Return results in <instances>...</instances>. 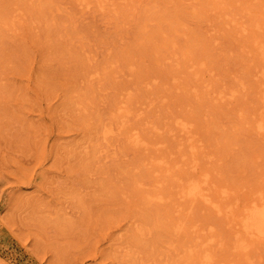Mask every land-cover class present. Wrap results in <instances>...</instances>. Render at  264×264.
<instances>
[{
  "label": "rangeland",
  "instance_id": "374dc122",
  "mask_svg": "<svg viewBox=\"0 0 264 264\" xmlns=\"http://www.w3.org/2000/svg\"><path fill=\"white\" fill-rule=\"evenodd\" d=\"M84 1L0 0V264H264V0Z\"/></svg>",
  "mask_w": 264,
  "mask_h": 264
},
{
  "label": "bare ground",
  "instance_id": "6f19581e",
  "mask_svg": "<svg viewBox=\"0 0 264 264\" xmlns=\"http://www.w3.org/2000/svg\"><path fill=\"white\" fill-rule=\"evenodd\" d=\"M100 1V0H99ZM102 1V0H101ZM100 1V2H101ZM108 0H106V2H107ZM79 2V1H78ZM83 2H85L84 0H80V4H85V5H87L88 3H83ZM98 2V1H97ZM113 2V1H112ZM111 2V3H112ZM94 3H96V2H94ZM110 3V2H109ZM97 4V3H96ZM105 4V3H104ZM108 5V4H107ZM100 6V5H99ZM104 6V5H103ZM18 7V6H17ZM83 7V6H82ZM90 7V6H89ZM98 7V6H97ZM101 9H102V7H100ZM105 8V7H104ZM103 8V9H104ZM114 8V7H113ZM15 9H17V8H15ZM14 9V10H15ZM85 9V8H84ZM109 9H111V8H109ZM116 9V8H115ZM12 12V11H11ZM16 12V11H15ZM17 13V12H16ZM15 13V14H16ZM19 15V14H18ZM11 16V15H10ZM15 16V15H14ZM13 16V17H14ZM17 18V17H16ZM13 20V19H12ZM228 20V19H227ZM230 20V19H229ZM17 21V20H16ZM230 22V21H229ZM257 22V21H256ZM263 23V22H262ZM262 25V24H261ZM260 27V26H259ZM262 27V26H261ZM263 31H264V29H262ZM249 31V30H248ZM252 32V31H251ZM255 33V32H254ZM257 33V32H256ZM263 34V33H262ZM255 38H256V36H254ZM253 40H254V38H253ZM257 42V41H256ZM259 44H260V42H258ZM256 45V44H255ZM255 45H254V48H256L255 47ZM257 49H259L258 47H257ZM264 50V49H263ZM262 50V51H263ZM254 51H256V50H254ZM260 51V50H259ZM259 51H256V52H259ZM255 54V53H254ZM257 55V54H256ZM258 56V55H257ZM260 57H262V56H259V58ZM264 57V56H263ZM260 59H263V58H260ZM264 60V59H263ZM189 62V61H188ZM188 64V63H187ZM192 64H193V62H192ZM191 64V65H192ZM258 64V63H257ZM261 64H263V63H261ZM261 64H259V65H261ZM264 65V64H263ZM262 65V66H263ZM258 66V65H257ZM187 67H190V66H188L187 65ZM187 67H185V68H187ZM255 68V67H254ZM257 68V67H256ZM259 68V67H258ZM263 68V67H262ZM195 69V68H194ZM198 69V68H197ZM258 70V69H257ZM193 71V70H192ZM257 72V71H256ZM193 73V72H192ZM254 73V72H253ZM252 73V74H253ZM257 73H259L258 74V80L260 81V85H259V92H260V94H261V102H262V104L264 105V69L263 70H259ZM254 76V75H253ZM254 81H255V79H254ZM149 82V81H148ZM257 82V81H256ZM147 83V82H146ZM150 83V82H149ZM256 85V84H255ZM257 89V88H256ZM211 91V90H210ZM214 92H215V90H213ZM237 91V90H236ZM258 92V91H257ZM217 93V92H216ZM125 94H127V93H125ZM214 94V93H213ZM259 94V95H260ZM222 95V94H221ZM236 95V94H235ZM256 95V94H255ZM258 95V96H259ZM162 96V95H161ZM217 96H219V95H217ZM223 96H225V95H223ZM258 96H256V97H258ZM212 97V96H211ZM127 98V97H126ZM161 98V97H160ZM214 98V97H213ZM120 100H122V99H120ZM158 100V99H157ZM232 100V99H231ZM233 100H235V99H233ZM255 100H257L256 98H255ZM258 100H259V98H258ZM119 101V100H118ZM159 101H161V99H159ZM226 101V100H225ZM225 101H223V103L225 102ZM230 101V100H229ZM158 102V101H157ZM260 102V103H261ZM226 103V102H225ZM227 103H228V101H227ZM151 104V103H150ZM155 104V103H154ZM230 104H231V102H230ZM259 104V103H258ZM257 104V105H258ZM141 105V104H140ZM116 106V105H115ZM147 106V105H146ZM145 106V107H146ZM153 106V105H152ZM151 106V107H152ZM137 107V106H136ZM141 107V106H140ZM255 107V106H254ZM123 108V107H122ZM126 108V107H125ZM258 108H261V106L260 107H258ZM140 109V108H139ZM142 109V108H141ZM152 109V108H151ZM254 109V108H253ZM127 111V110H126ZM136 111H138V109L136 110ZM252 111H254V110H252ZM256 111V113H257V110H255ZM254 111V112H255ZM124 112V111H123ZM135 112V111H134ZM122 113V112H121ZM262 113V112H261ZM120 114V113H119ZM132 114V113H131ZM120 116V115H119ZM126 116H128V115H126ZM130 116V115H129ZM129 116H128V118H129ZM135 116V115H134ZM141 116V115H140ZM139 116V118H141ZM260 117V116H259ZM124 118V117H123ZM144 118H147V116L145 117L144 116ZM132 119V118H131ZM255 119H257V118H255ZM125 120H127V119H125ZM148 121H150V120H148ZM185 121V120H184ZM118 122V121H117ZM188 123V122H187ZM129 124V123H128ZM127 125V124H126ZM183 125V129L184 128H186V126H185V124H182ZM114 126V125H113ZM116 126V125H115ZM128 126V125H127ZM131 126V125H130ZM137 126V125H136ZM135 126V127H136ZM176 126H178V124L176 123ZM180 126V125H179ZM119 127V126H118ZM133 126H131V128H132ZM182 127V126H181ZM258 127L260 128V129H262V130H264V119L263 118H261L260 120H259V122H258ZM114 128V127H113ZM113 128L111 127V128H108L106 131H105V133L107 134V133H109V132H112V130H113ZM179 128V127H178ZM188 128H190L189 126H188ZM130 129V128H129ZM140 129V128H139ZM175 129V128H174ZM181 129V128H180ZM182 129V130H183ZM116 130V129H115ZM185 130V129H184ZM189 130V129H188ZM114 131V130H113ZM127 131V130H126ZM130 131V130H129ZM179 131V130H178ZM181 131V130H180ZM179 131V132H180ZM192 131V133L194 132L193 130H191ZM120 132H122L121 130H120ZM120 132H119V134H120ZM185 132H186V130H185ZM124 133V132H123ZM129 133V132H128ZM141 133V132H140ZM191 133V132H190ZM190 133H188V134H190ZM192 133H191V135H192ZM196 133V132H195ZM260 133V132H259ZM113 135H115L114 133H112ZM116 134H118V133H116ZM122 134V133H121ZM131 134V133H130ZM138 134V133H137ZM136 133H134V134H132L129 138H128V140L130 141V143L131 144H133V145H136V146H139V145H143L144 144V141L137 135ZM185 134V133H184ZM183 134V135H184ZM112 135V136H113ZM196 135V134H195ZM105 136V135H104ZM109 136H110V133H109ZM122 136V135H121ZM141 136V135H140ZM172 136V135H171ZM174 136H175V133H174ZM179 136H182V135H179ZM117 137V136H116ZM125 137V136H124ZM176 137V136H175ZM196 137V136H195ZM262 137H263V135H262ZM106 138V137H105ZM107 138H108V135H107ZM123 138V137H122ZM178 138V137H177ZM183 138V137H182ZM189 138V137H188ZM124 139V138H123ZM181 139V138H180ZM191 139V138H190ZM144 140H146V139H144ZM177 140H179V139H177ZM176 140V141H177ZM192 140V139H191ZM105 141V140H104ZM108 141V140H107ZM126 141V140H125ZM199 141V140H198ZM111 142H113V141H111ZM115 142V141H114ZM151 142V141H150ZM193 142V141H192ZM106 143V142H105ZM109 143V142H108ZM197 143V142H196ZM112 144H114V143H112ZM129 144V143H128ZM146 144V143H145ZM152 144V143H151ZM189 144V143H188ZM198 144V143H197ZM109 145V144H108ZM147 145V144H146ZM107 146V145H106ZM116 146V145H115ZM195 146V145H194ZM105 147V146H104ZM137 148V147H136ZM139 148V147H138ZM142 148V147H141ZM111 150H112V147L110 148ZM157 149V148H156ZM160 149H162V148H160ZM101 150H103V149H101ZM109 150V149H108ZM107 150V151H108ZM180 150V149H179ZM110 151V150H109ZM106 152V151H105ZM159 152V151H158ZM111 153H113V152H111ZM191 153V152H190ZM104 154V153H103ZM102 154V155H103ZM160 154H162V153H160ZM159 154V155H160ZM109 154H106V156H108ZM113 155V154H112ZM192 155V154H191ZM198 155V154H197ZM108 157H110V156H108ZM113 157V156H112ZM154 157L156 158V156L154 155ZM167 159V158H166ZM162 160H163V158H162ZM157 161V163H158V160H156ZM191 161V160H190ZM156 163V162H155ZM161 165H162V163H161ZM157 167V166H156ZM155 167V168H156ZM161 167V166H160ZM164 168H167V167H164ZM163 168V169H164ZM158 170V169H157ZM200 172V171H199ZM202 173V172H201ZM204 173V172H203ZM195 178V177H194ZM197 178V177H196ZM188 180V179H187ZM184 182H185V180H183ZM175 184V183H174ZM159 186V185H158ZM166 188V187H165ZM155 189V188H154ZM209 189V187H208V180H207V178L206 177H203L202 179H192V180H189V182H187V184L186 185H184V186H181V188L180 189H178V191H177V195H178V198H184L185 199V197H189V198H191V199H194V198H201V199H203V200H205V201H210V199L209 198H211V197H209L208 198V194L206 193V191ZM263 190V189H262ZM176 191V190H175ZM260 191V190H259ZM169 192V191H168ZM170 193V192H169ZM212 195V194H211ZM153 198H154V200H163L164 199V197L162 196V195H154L153 196ZM152 199V198H151ZM167 199H169V198H167ZM187 200V199H186ZM178 201V200H177ZM162 202V201H161ZM164 203V202H163ZM168 203V202H167ZM213 203V202H212ZM164 204H166V203H164ZM210 205V204H209ZM238 208V207H237ZM244 208V207H243ZM223 213V212H222ZM239 214H240V212H239ZM237 219V218H236ZM239 223V229L238 230H240V232L242 233V236L241 237H239L238 238V242H237V246L239 247V248H241L242 250H244V249H247V247H249L248 245H249V243L250 242H245V236H247V237H250V239H252V241L251 242H253L254 240H257V241H261V240H263L264 241V191L263 192H261L259 195L257 194V196H255L248 204H245V209L243 210V213H242V215H241V217H239V219H238V221H237V224ZM230 228V227H229ZM183 229V228H182ZM185 229V228H184ZM179 233V232H178ZM247 241V240H246ZM202 242V241H201ZM235 243V242H234ZM220 246V245H219ZM209 247V246H208ZM197 248V247H196ZM187 249V248H186ZM249 249V248H248ZM185 251V250H184ZM190 251V250H189ZM237 253V252H236ZM244 253V252H243ZM242 253V254H243ZM214 254V253H213ZM245 255H246V253H245ZM216 257V256H215ZM198 259V258H197ZM202 260H203V264H218L214 259H213V257L210 255V254H207V253H205V254H203V256H202ZM222 261V260H221ZM248 261V260H247Z\"/></svg>",
  "mask_w": 264,
  "mask_h": 264
}]
</instances>
